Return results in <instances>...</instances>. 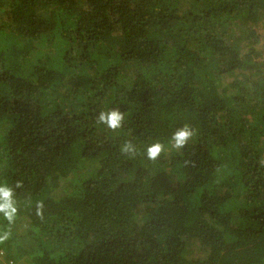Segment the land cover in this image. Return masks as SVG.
Wrapping results in <instances>:
<instances>
[{
	"label": "trees",
	"instance_id": "trees-1",
	"mask_svg": "<svg viewBox=\"0 0 264 264\" xmlns=\"http://www.w3.org/2000/svg\"><path fill=\"white\" fill-rule=\"evenodd\" d=\"M113 107L116 131L96 122ZM18 179L0 264H264V0H0Z\"/></svg>",
	"mask_w": 264,
	"mask_h": 264
},
{
	"label": "clouds",
	"instance_id": "clouds-1",
	"mask_svg": "<svg viewBox=\"0 0 264 264\" xmlns=\"http://www.w3.org/2000/svg\"><path fill=\"white\" fill-rule=\"evenodd\" d=\"M124 120V112H122L119 107H113L108 111L101 110L96 116V122L98 124H103L113 131L122 128ZM195 135V129L190 125L184 124L178 127L170 137L171 147L179 151L183 149ZM164 151L165 145L160 141L149 144L145 149L147 158L152 161L158 159L160 154ZM120 152L125 155L134 156L136 154L135 145L131 141H126L121 145ZM21 188H23V181L19 179L15 181L14 186L6 182H0V214L8 221L9 225L15 222L18 213L16 189ZM42 208L43 203L38 202L36 205V214L38 216L42 215ZM10 235V229L0 233V243L9 239Z\"/></svg>",
	"mask_w": 264,
	"mask_h": 264
}]
</instances>
